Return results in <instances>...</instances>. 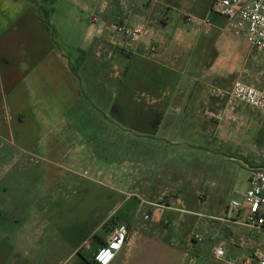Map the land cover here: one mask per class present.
<instances>
[{
	"label": "crops",
	"instance_id": "crops-1",
	"mask_svg": "<svg viewBox=\"0 0 264 264\" xmlns=\"http://www.w3.org/2000/svg\"><path fill=\"white\" fill-rule=\"evenodd\" d=\"M55 1L0 0V264H40L41 256L48 257L45 264H57L63 255L71 264L76 257L81 264H217L213 250L218 246L228 257L246 256L240 244L248 239L243 213L226 218L227 204L213 211L198 200L188 204L174 199L158 209L156 221L142 223L136 204L124 209L131 201L122 199L125 189L114 193L106 186L100 188L114 193L111 205L101 208L95 221L89 213L81 215L85 230L78 237L73 230L78 203L68 206L66 189L57 191L55 163L40 148L51 152L48 137L55 124L43 115L49 110L43 106L49 92H67L71 99L79 92L76 72L56 52L50 25L41 20L42 13L55 16ZM64 2L62 16L78 11L87 16L83 26L76 17L84 29L73 57L76 70L94 72L102 85H113L104 92L132 94L130 113L138 117L128 126L148 144L161 145L171 154L201 152L231 163L250 153L257 157L253 166L261 162L264 114L239 106L236 121L220 129L205 115L206 109L213 112L222 103L210 90H229L235 81L259 89L264 72L263 53L249 44L245 29L237 30L210 12L212 0ZM93 16L99 22L91 25ZM187 16L192 17L190 24L184 23ZM123 21L145 24L152 38L127 45L102 30L101 23ZM243 145L249 149L243 151ZM168 176H173L167 179L176 188L172 191L181 192V180ZM104 199L110 202V197ZM117 225L126 226L130 237L114 250L107 243ZM57 232L65 236L59 246ZM196 234L202 242L193 241ZM72 236L77 237L74 245L67 243Z\"/></svg>",
	"mask_w": 264,
	"mask_h": 264
},
{
	"label": "rangeland",
	"instance_id": "rangeland-1",
	"mask_svg": "<svg viewBox=\"0 0 264 264\" xmlns=\"http://www.w3.org/2000/svg\"><path fill=\"white\" fill-rule=\"evenodd\" d=\"M54 4L57 11L55 16L50 18L42 13L41 20L50 25V38L56 52L76 72L79 92L76 99H71L67 92H49L43 103L49 110L43 115L47 116L49 123L55 124L52 135L48 137L51 141L47 149L51 152L45 151L43 145L40 148L42 156L50 154L49 157L55 163L57 191L66 189L68 206L78 203L74 209L78 214L74 216L77 228H73L78 237L85 230L80 222L83 219L81 215L89 213L95 221L94 217L100 209L111 205V198L119 189L126 191L122 199H131L124 209L133 208L136 204L142 223L151 208H166L174 199L184 200L188 204L198 200L202 207L211 205L213 211L221 210L231 201L241 202V194L247 189L249 177L246 166H253L257 157L249 153L247 158L235 157L236 161L231 163L205 156L201 152L171 154L161 145L152 147L148 144V139L141 138L140 132L128 126L129 122L134 124L138 117L130 113L129 104H135L132 94L104 92L112 90L113 85L104 86L94 72H87L86 69L78 72L75 68L73 57L84 36L82 26L87 22L86 14L78 11L73 17L70 14L64 17L61 12L67 2L56 0ZM76 17L82 26L75 23ZM261 53L264 56V52ZM262 60L264 62V58ZM261 76L262 85L259 89L264 87V72ZM109 106L113 108L108 109ZM43 127L42 138L45 132ZM244 147L243 151L249 149ZM40 166L43 169L45 165L40 162ZM168 174L181 180V192L172 191L176 188L167 181L173 177ZM100 186L110 187V190L114 188L115 192L104 193ZM106 197H110V202L104 199ZM243 231L254 241L263 239L261 232L246 227ZM63 237L64 234L57 232L58 246L64 243ZM76 240L77 237L72 236L71 242L67 243L74 245ZM37 260L45 264L48 257L41 256ZM73 262L81 264L77 257ZM57 264L71 263L63 255L58 256Z\"/></svg>",
	"mask_w": 264,
	"mask_h": 264
},
{
	"label": "built area",
	"instance_id": "built-area-1",
	"mask_svg": "<svg viewBox=\"0 0 264 264\" xmlns=\"http://www.w3.org/2000/svg\"><path fill=\"white\" fill-rule=\"evenodd\" d=\"M210 12L225 18L237 30L245 29L249 44L256 50L264 52V0H212ZM96 16L91 18V25L98 23ZM192 17H185L184 23L190 24ZM208 24L207 20L203 21ZM102 30L113 40H119L127 45H137L143 39H151L153 33L145 24L129 26L124 22L101 23ZM150 53L155 48H149ZM212 98L222 102L220 108L211 112L205 110V115L210 122L220 129L222 125L236 121V109L239 106L258 110L264 114V90L240 81L232 83L229 90H210ZM242 201H231L227 204L224 216L230 218L235 214L243 213L242 225L250 230L263 233L261 241L250 238L242 240L240 244L247 249V255L243 257H228L222 246L213 250V258L217 264H264V147L261 154V162L249 170L247 189L241 194ZM157 207L144 220L156 221L158 217ZM167 225V222H164ZM130 233L126 226H115L110 234L108 246L114 250L121 248L129 240ZM193 241L200 243L202 237L194 235Z\"/></svg>",
	"mask_w": 264,
	"mask_h": 264
},
{
	"label": "trees",
	"instance_id": "trees-1",
	"mask_svg": "<svg viewBox=\"0 0 264 264\" xmlns=\"http://www.w3.org/2000/svg\"><path fill=\"white\" fill-rule=\"evenodd\" d=\"M97 237H95L94 239H96Z\"/></svg>",
	"mask_w": 264,
	"mask_h": 264
}]
</instances>
